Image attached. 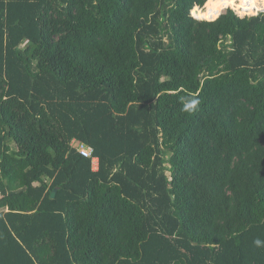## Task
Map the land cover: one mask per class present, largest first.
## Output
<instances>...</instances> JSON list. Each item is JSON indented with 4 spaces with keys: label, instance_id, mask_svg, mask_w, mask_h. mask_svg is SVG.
<instances>
[{
    "label": "trees",
    "instance_id": "trees-1",
    "mask_svg": "<svg viewBox=\"0 0 264 264\" xmlns=\"http://www.w3.org/2000/svg\"><path fill=\"white\" fill-rule=\"evenodd\" d=\"M206 1L0 0V264H264V11Z\"/></svg>",
    "mask_w": 264,
    "mask_h": 264
},
{
    "label": "bare ground",
    "instance_id": "bare-ground-1",
    "mask_svg": "<svg viewBox=\"0 0 264 264\" xmlns=\"http://www.w3.org/2000/svg\"><path fill=\"white\" fill-rule=\"evenodd\" d=\"M258 1L259 0H233V1L208 0L204 5V7L194 14V18L200 21L209 20L215 14V10H216V7L214 9V6L210 5L211 2H214L217 5H223L229 7L234 11L239 10L240 14L244 15V14H251V12H254V10L258 11L259 9Z\"/></svg>",
    "mask_w": 264,
    "mask_h": 264
},
{
    "label": "built area",
    "instance_id": "built-area-1",
    "mask_svg": "<svg viewBox=\"0 0 264 264\" xmlns=\"http://www.w3.org/2000/svg\"><path fill=\"white\" fill-rule=\"evenodd\" d=\"M263 11L264 10H262L261 12H263ZM261 12H259V13H261ZM73 145H75L76 151L80 156H82L84 158L91 159L92 170L96 171L98 159L93 156V149L84 143H76L75 142V143H73Z\"/></svg>",
    "mask_w": 264,
    "mask_h": 264
},
{
    "label": "rangeland",
    "instance_id": "rangeland-1",
    "mask_svg": "<svg viewBox=\"0 0 264 264\" xmlns=\"http://www.w3.org/2000/svg\"><path fill=\"white\" fill-rule=\"evenodd\" d=\"M207 2V1H206ZM258 3H259V9H258V11L259 12H261L262 10H264V0H259L258 1ZM205 5V4H204ZM210 5H212V6H214V9H215V7H217L218 5L217 4H215L214 2H211V4ZM204 7V6H203ZM202 7V8H203ZM226 7V6H225ZM194 8H198V9H202V8H200V7H194ZM193 8V9H194ZM192 9V10H193ZM228 9H230V10H232V11H234L233 9H231V8H227V9H225L224 11H223V13L226 11V10H228ZM192 10H191V13H190V15H191V17H193L194 18V16H193V14H192ZM257 10H254V12H251V14H244V15H242V14H240V11L239 10H235V13L239 16V17H241V18H244V17H250V16H255V15H257V13H259ZM222 13V14H223ZM256 13V14H255ZM222 14H220V15H222ZM219 15V16H220ZM218 16V17H219ZM218 17L216 18V19H218ZM195 19V18H194ZM215 19V20H216ZM195 20H197V19H195ZM200 21V20H199ZM201 21H204V20H201ZM214 21V20H213ZM97 168H98V161H97Z\"/></svg>",
    "mask_w": 264,
    "mask_h": 264
},
{
    "label": "clouds",
    "instance_id": "clouds-1",
    "mask_svg": "<svg viewBox=\"0 0 264 264\" xmlns=\"http://www.w3.org/2000/svg\"><path fill=\"white\" fill-rule=\"evenodd\" d=\"M199 101L198 100H189L187 103L183 105L182 111H191L196 108L198 105ZM253 243L257 246L260 247L264 245V241H261L260 239H255Z\"/></svg>",
    "mask_w": 264,
    "mask_h": 264
},
{
    "label": "water",
    "instance_id": "water-1",
    "mask_svg": "<svg viewBox=\"0 0 264 264\" xmlns=\"http://www.w3.org/2000/svg\"><path fill=\"white\" fill-rule=\"evenodd\" d=\"M211 21H213V20H211ZM214 21H215V19H214ZM56 192H57L56 189L52 191V193H51V195H50V198H51V199H53V198L55 197Z\"/></svg>",
    "mask_w": 264,
    "mask_h": 264
}]
</instances>
